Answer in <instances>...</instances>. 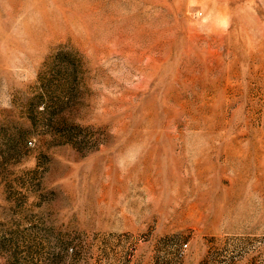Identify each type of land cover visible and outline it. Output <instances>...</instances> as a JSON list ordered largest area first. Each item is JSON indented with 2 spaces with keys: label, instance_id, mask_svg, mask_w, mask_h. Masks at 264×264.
<instances>
[{
  "label": "rangeland",
  "instance_id": "374dc122",
  "mask_svg": "<svg viewBox=\"0 0 264 264\" xmlns=\"http://www.w3.org/2000/svg\"><path fill=\"white\" fill-rule=\"evenodd\" d=\"M0 264H264V0H0Z\"/></svg>",
  "mask_w": 264,
  "mask_h": 264
}]
</instances>
